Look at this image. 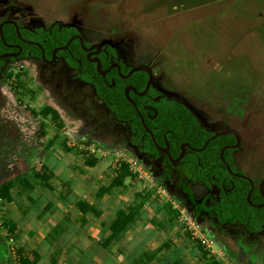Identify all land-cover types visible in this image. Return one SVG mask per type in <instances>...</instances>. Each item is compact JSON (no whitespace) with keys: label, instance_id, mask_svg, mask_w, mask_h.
<instances>
[{"label":"rangeland","instance_id":"1","mask_svg":"<svg viewBox=\"0 0 264 264\" xmlns=\"http://www.w3.org/2000/svg\"><path fill=\"white\" fill-rule=\"evenodd\" d=\"M228 2V8L222 9L226 2L221 0H0V23L12 21L29 32L60 26L87 47L112 51L125 67L150 68L152 91L159 98L179 101L209 134L227 129L238 134L230 169L258 185L264 177V0ZM177 32L180 40L173 38ZM2 73L0 185L28 175L33 191L22 196L16 187L12 202H0V264H15L16 249L25 255L33 245L41 252L47 244L49 254L42 264H129L122 259L124 254L130 260L151 252L156 253L151 264L175 260L201 264L188 228L191 223L203 234L208 231L211 237L204 235L217 243V264H264V226L252 235L241 225L221 223L210 213V197L216 192L194 179L186 164L166 163L142 153L129 127L112 117L65 58L55 55L52 64L31 56L7 61ZM3 75L10 77L6 84L13 89L20 76L33 96L10 92ZM48 108L57 113L58 121L39 116ZM90 145L107 156L100 159V153L95 154L99 161L88 177L83 165L73 166L70 160L82 158L83 148ZM114 153L125 154L140 172L126 180L125 188L96 202L95 192L112 177ZM63 164L74 173L71 182H81L86 191L80 199L96 204L104 223L89 216V223L81 227L74 212L53 208L42 216L41 210L36 212L38 201L66 206L61 193L64 196V185L71 182L64 184L68 177ZM44 165L53 173L49 188L32 179L33 173L43 172ZM87 179L90 186L83 184ZM142 190L150 192V198L132 226H137L135 232L128 228L119 243L102 250L96 244L102 236L95 228L109 225L113 213ZM163 207L170 208L176 219L157 231L150 221L157 225L166 221ZM65 215L71 222L67 229L62 225L67 220L61 219ZM5 220L16 225L14 254L9 239H3ZM79 232L85 233V239L78 237ZM72 237L77 239L71 245L73 253L68 246Z\"/></svg>","mask_w":264,"mask_h":264},{"label":"trees","instance_id":"2","mask_svg":"<svg viewBox=\"0 0 264 264\" xmlns=\"http://www.w3.org/2000/svg\"><path fill=\"white\" fill-rule=\"evenodd\" d=\"M72 36L66 29H60L58 26L47 32L37 30L29 32L19 27V33L16 35L14 27L4 25L2 27L3 41L0 39V56L4 54H16L18 52L17 48H7L6 46L19 47L20 54L15 59L0 60V74H3L2 66L7 61L13 62L16 59L29 56L39 58L41 61V52H43L45 60L50 59L52 51L65 46ZM30 43L37 44L39 47ZM84 47L86 48L87 46L84 45ZM107 51V53L98 56L100 62L99 71L104 72L112 64H116L120 69V75L115 68L108 71L104 77L98 75L96 63H90L86 59V54L81 50L77 40H73L66 51H60L56 53V56L65 58L69 66L75 67L78 80L93 89L96 97L104 103L118 123L129 127L133 141L138 146L140 145L142 153L155 159L162 158L166 163H170L171 160H176L180 156L179 147L183 143H187L192 148L200 149L214 135L209 134L200 127L195 116L187 111L179 101L159 98L152 91V87L142 97L135 95L132 91H128V97L135 106L137 113L133 106L125 99L124 91L127 87H131L138 94H141L147 82V73L145 71H138L126 80L122 79L121 76L127 75L132 68L125 67L112 51ZM1 77L10 92H14L15 90L23 96H33L34 92L28 88L25 80L20 79V76L17 77L14 83L15 89L11 85L6 84L10 78L9 76L3 75ZM14 96L16 95L14 94ZM154 112L156 113L155 117H153ZM138 114L143 120L145 128L151 132L155 145H153L151 138L144 132ZM31 115L34 118L37 116L34 112H31ZM39 116L49 119L52 123L58 121L57 113L50 108L41 110ZM41 130H43L42 127ZM234 143L235 138L232 135L213 139L208 142L206 148L200 153H185L179 162L180 164H186L190 175L207 187H211V184L215 182L218 183V186L220 183H223L226 190L232 186L229 196L225 195L224 189H221L220 198L215 199L212 196L210 197L212 199L210 211L218 216L221 223L228 224L229 218V222L243 226L249 234H256L264 225V207L255 209L252 205L258 206L264 204V186L262 193L259 192L258 186H254L249 198V205L246 202L250 189L249 183L242 178L231 177L219 157V151L224 145L231 146ZM165 147L168 148L169 157L158 151V149H165ZM47 148L49 150L51 146L48 145ZM230 152H224L223 159L228 164L231 173H234L230 169ZM81 156L84 157L86 154L83 153ZM97 163L98 161L95 156H89L85 160L84 167L92 169ZM238 175L242 174L239 173ZM27 176L23 175L24 178H18L17 182H3L0 185V202H12L11 192L16 187H19V194L22 196L26 191H33V187ZM132 177L128 166L121 164L117 169L113 170L109 184L107 186H100L97 189L94 194L95 201L99 202L103 197L111 195L114 191L125 188L126 180ZM32 179L38 182L41 181L46 188L50 187L48 185L50 176L45 169L41 174L33 173ZM149 198L150 192L142 190L135 193L129 205L116 211L107 226L108 234L102 236V240L96 243L97 246L104 251H109L112 246L119 243L124 236V230L135 223ZM74 207L81 215L79 222L81 227L88 224L90 221L89 216L94 219L102 216V212L94 203L89 204L84 200L78 199ZM51 208L52 204L44 206L39 213L40 216ZM163 211L165 212V216H167L163 224L157 225L154 220L150 221V224L156 227L157 231H162L166 225L171 224L172 220L175 221L176 219L175 213L170 208L163 207ZM2 227L5 230V234L7 233L3 239H9L10 250L14 254L15 243L12 238L16 232V225L10 220H5L2 223ZM204 234L209 238L211 237L208 231L204 230ZM197 250L200 253L201 264H217L216 260L209 257L203 248L198 246ZM16 254L18 257L17 260H14L16 264H38L40 261V257L35 251H30L24 255L20 250L16 249ZM155 256V252L140 254L138 257L132 258L129 264H151ZM170 264H182V262L175 260Z\"/></svg>","mask_w":264,"mask_h":264},{"label":"water","instance_id":"3","mask_svg":"<svg viewBox=\"0 0 264 264\" xmlns=\"http://www.w3.org/2000/svg\"><path fill=\"white\" fill-rule=\"evenodd\" d=\"M4 25H11L12 27H14L15 32H16V35H18V33H19V27H18V25H16V24H15L14 22H12V21H3L2 23H0V39H1V41H3V37H2V27H3ZM74 39H77V40H78V42H79L80 46L82 47L83 51H85V52L88 53V54H90V52H91V50H92L93 48L95 49V51H94L93 53H91V54H97V53H99V52L101 51V49H100L99 46H95V47L93 46V47H90V48L85 49V48H83V44H82V41H81L80 38H78V37H72L71 39H69V41L66 43L65 46H63V47H59V48H56V49H54V50L52 51V53H51V57H50V60H49V61H46V60H45V58H44V54H43V52H41V60H42L44 63H46V64H52V63L54 62V57H55L56 53H58V52H60V51H66L67 48H68V46H69V44H70ZM30 44L39 47L37 44H34V43H30ZM6 47H7V48H17V49H18V52H17L16 54H4V55H1V56H0V60L8 59V58H16V57L20 54V48H19V47H17V46H6ZM90 62H92V63L95 62V63H96V71H97L98 75H100V76H102V77H104V76L107 74V72H108L111 68H115V69L117 70V73L120 75V69H119L118 65H116V64H112V65L109 67L108 70H106V71H104V72H100V71H99V66H100V62H99V60H98V59H94V60H91ZM138 71H145V72L147 73V82H146V85H145L144 91H143L141 94H138V93H137L134 89H132L131 87H127V88L125 89V91H124L125 99H126V100H127L132 106H133V108L135 109L136 112H137V110H136L135 106L133 105L132 101H131L130 98L128 97V91H132L135 95H137V96H139V97L145 96V95L147 94V92L149 91V89H150V87H151V85H152V82H153V75H152L151 69L148 68V67H136V68L131 69V70L127 73V75H125V76H121L122 79L126 80V79L129 78L133 73L138 72ZM111 86H112V85H111ZM155 100H157V99H155ZM137 113H138V112H137ZM155 115H156V113L154 112V116H153V117H155ZM138 116H139V114H138ZM139 119H140V122H141V125H142L144 131H145V132L151 137V141H152L153 145H155V144H154V139H153V137H152L151 132H150L147 128H145L144 123H143V120L141 119L140 116H139ZM226 135H233V136L235 137V139H236V143H235V145H233V146H231V147H225V148H223V149L220 151V153H219V157H220L221 162L224 164V166H225V168H226L228 174L231 175L232 177H239L238 175H234V174H232V173L230 172V170H229L227 164L225 163V161H224V159H223V152H224V150H226V149H228V148H230V149H236V148L238 147V145H239V136H238V134H237L235 131L228 130V131L218 132V133L214 134V135H213V136H212V137H211L206 143H204V145H203L200 149H198V150H194V151H196V152H201L203 149L206 148V146H207V144H208L209 141H211V140H213V139H216V138H219V137H224V136H226ZM166 146H167V145H166ZM183 146L185 147L186 145H183ZM180 149H181V148H180ZM160 150H161L162 152H164V154H165L166 156H168V152H167L166 149H164V150L160 149ZM183 156H184V153L181 151L180 156H179L176 160H171V163H172V164H176V163H178V162L181 160V158H182ZM168 157H169V156H168ZM242 178L245 179L246 181H248V182L250 183L249 193H248V195H247V197H246V201H247V203H249V198H250L251 192H252V190H253V183H252L249 179H247V178H244V177H242ZM263 185H264V177H263V179L260 181V183H259V185H258V189H259V191H260L261 193H262ZM252 207H254L255 209H260V208L264 207V204H262V205H258V206H253V205H252Z\"/></svg>","mask_w":264,"mask_h":264},{"label":"crops","instance_id":"4","mask_svg":"<svg viewBox=\"0 0 264 264\" xmlns=\"http://www.w3.org/2000/svg\"><path fill=\"white\" fill-rule=\"evenodd\" d=\"M221 1H224V2H226V5H224V6H221V8L222 9H225V8H228V4H229V2H228V0H221ZM174 39H177V40H180V36H179V34H178V32L176 33V35H175V37H173ZM86 147H88V146H86ZM82 150V149H81ZM83 150H84V153L86 154V156L87 157H89L88 155H87V152L85 151V148H83ZM67 154V153H66ZM83 154V153H82ZM67 155H69V154H67ZM86 156H81L82 158H79V159H77L75 156L73 157V159L72 160H70L71 161V164L73 165V166H77V167H81L82 165L84 166V163H85V160H86ZM86 157V158H85ZM105 158V157H104ZM97 159V158H96ZM101 159V158H100ZM70 161H68V162H70ZM97 161H99L98 159H97ZM67 162V163H68ZM66 163V164H67ZM97 165V164H96ZM110 166H111V164H110ZM63 167H65V172L67 173L66 174V177H68V178H64V184H66L67 182L69 183V182H71V180H73V179H75L74 178V173H73V171L72 170H70L69 168H67L64 164H63ZM85 168V167H84ZM112 168V167H111ZM44 169L49 173V174H51V176H53V173L48 169V168H46V166L44 165ZM86 170H85V173H88V175H85V176H88V177H91V176H93L92 174H93V172L91 171V169H87V168H85ZM113 170V169H112ZM51 179V178H50ZM96 179H94V181H95ZM50 182V181H49ZM49 182H48V185H49ZM81 182H71V186H68L67 187V185H64V188L66 189L65 190V193H64V196H63V192L61 193V195H62V202H66L65 203V205L66 206H63L62 204H59V203H51L50 201H46L45 202V204H43V203H41L40 201H38L37 202V204L39 205V208L38 209H36V212H40V210H42V208L44 207V206H46L47 204H52V208H53V210H55L56 212H64L65 214H69V213H72V212H74V218L75 219H77V221H79L80 222V218H81V215H80V213L76 210V208L74 207L73 208V206H74V204H75V202L77 201L76 199H80V197H82V196H84V195H80V194H82V193H85L86 191L83 189V187L81 186ZM83 184H85V185H87V186H90V182H89V179H87V181L85 182V183H83ZM108 185V184H107ZM107 185H105V186H107ZM61 192V191H60ZM77 193H79V194H77ZM60 194V193H59ZM36 205V204H35ZM35 207V206H34ZM66 209H67V211H66ZM115 213H116V211L113 213V216L111 217V219H110V221L112 220V218L114 217V215H115ZM54 215V214H53ZM52 215V216H53ZM102 217V216H101ZM98 218L97 220H98V222L99 223H104V220H103V218ZM61 219H66L67 220V224H62L63 225V227H65L66 229H67V227H69L70 225H71V222L69 221L70 220V218L68 217V216H63ZM49 221V220H48ZM89 223V222H88ZM135 223H136V221H135ZM134 225V224H133ZM132 225V226H133ZM80 226V225H79ZM108 226V225H107ZM107 226L105 227V228H100L99 229V227L97 226L96 228H95V232L97 233V234H101V236H106L107 234H108V232H107ZM132 226H130V227H128V228H131ZM42 227H45V224L42 226ZM85 227V226H84ZM128 228H126L125 230H124V236H125V233H126V230L128 229ZM137 228V226H134V227H132V229H133V232H135V229ZM45 230V229H44ZM106 231L104 234H103V231ZM68 231H66V233H67ZM45 233L47 234V230H45ZM66 233H64V235L66 234ZM88 233V232H87ZM68 234V233H67ZM66 234V236H68L69 238L71 237V235L73 236V234H70V235H67ZM103 234V235H102ZM80 236V237H79ZM82 236H84L85 237V233H83V232H79V235H78V237L79 238H81V239H85L84 237H82ZM45 238V237H44ZM133 238L134 239H136L135 238V236H133ZM123 239V238H122ZM121 239V240H122ZM75 240H77L76 238H73L72 237V240H70V242H69V245L68 246H70L69 248H71L72 249V253L73 252H75L76 250L75 249H73L72 247H71V245L72 244H74V241ZM42 241H44V239L42 238L41 239V242ZM81 242H82V240H80ZM88 241V239L86 240V242ZM89 242V241H88ZM128 242H130L129 240H128ZM135 242V244H136V241H134ZM45 247V250H42L41 252L40 251H37V249H36V247L33 245V247H32V249H31V251H35L38 255H39V257H40V261H39V263L38 264H42V260L43 259H46V257L48 256V254H49V251H47L48 249H49V247H50V244H47V245H45L44 246ZM34 248V249H33ZM78 248V247H77ZM92 248H93V251H97L98 250V247L96 246V244H92ZM62 252H64V250L62 251ZM130 257V256H129ZM122 259H124V260H126V261H128V263L131 261V259L130 260H128L127 259V255H125L124 254V257L122 258ZM13 260H14V258H13ZM111 261V260H110ZM16 264V263H15ZM111 264H116L115 263V261H113V262H111Z\"/></svg>","mask_w":264,"mask_h":264},{"label":"built area","instance_id":"5","mask_svg":"<svg viewBox=\"0 0 264 264\" xmlns=\"http://www.w3.org/2000/svg\"><path fill=\"white\" fill-rule=\"evenodd\" d=\"M85 151L89 154V156H95L96 153H100L99 158H104L107 156L106 152H102L98 149H95L94 145H90L88 147H84ZM121 164H126L128 166V170L132 176H137L138 172H140L137 169L136 163L132 160H130L125 154L120 153H114L112 155V163L111 167L113 170L117 169ZM178 215L183 214V211H177L175 210ZM189 232L191 233L192 237L195 242L198 244L199 247L203 248L207 255L209 257L214 258L215 260H218V251L216 246V242L213 240H210L207 238L200 230L198 226H195L194 224L188 225ZM221 256V255H219Z\"/></svg>","mask_w":264,"mask_h":264},{"label":"flooded vegetation","instance_id":"6","mask_svg":"<svg viewBox=\"0 0 264 264\" xmlns=\"http://www.w3.org/2000/svg\"><path fill=\"white\" fill-rule=\"evenodd\" d=\"M60 29H61V27L60 26H58ZM63 29V28H62ZM73 37V36H72ZM74 40H77V39H74ZM78 41V40H77ZM79 43V42H78ZM80 45V44H79ZM81 47V46H80ZM83 48H85L84 47V44H83ZM87 48H90V47H86L85 49H87ZM101 49V48H100ZM81 50L83 51V49H82V47H81ZM93 50V51H92ZM91 50V52H90V54H88V53H86L85 51H83L86 55H85V57H86V59L90 62L91 60H94V59H98V56L99 55H101V54H104V53H107L106 51L105 52H102V51H100L99 53H97V54H91V53H93L94 51H95V49L93 48ZM107 55V54H106ZM50 59H48V60H46V61H49ZM90 63H92V62H90ZM94 63V62H93ZM112 69V68H111ZM110 69V70H111ZM109 70V71H110ZM196 118V117H195ZM198 121V120H197ZM198 124H199V122H198ZM199 126H200V124H199ZM201 127V126H200ZM223 131H228V129L227 130H223ZM145 132V131H144ZM220 132H222V131H220ZM146 133V132H145ZM218 133V132H217ZM147 134V133H146ZM216 134V133H215ZM148 135V134H147ZM149 136V135H148ZM226 136H228V135H226ZM233 136V135H232ZM150 137V136H149ZM234 137V136H233ZM151 138V137H150ZM235 143H236V139H235ZM235 143L233 144V145H235ZM183 145H186L185 147L183 146ZM233 145H231V146H233ZM231 146H229V145H224L223 147H222V149L223 148H225V147H231ZM239 146V145H238ZM167 147H168V145H167ZM181 148V149H180ZM165 149L167 150L168 148H166L165 147ZM179 149H180V152L182 151L183 153H184V155H185V153H200V152H196V151H194V150H198L197 148H192V147H190L187 143H183L180 147H179ZM221 149V150H222ZM162 150H164V149H162ZM220 150V151H221ZM235 150L236 149H230V148H228V149H226V150H224V152H226V151H231L230 153H233V152H235ZM158 151L160 152V153H162L163 155H165L164 154V152H162L160 149H158ZM220 151H219V153H220ZM167 152H168V150H167ZM223 152V153H224ZM228 153V152H227ZM168 159V158H167ZM180 163V162H179ZM226 163V162H225ZM223 164V163H222ZM227 164V163H226ZM224 165V164H223ZM227 166H228V164H227ZM225 167V166H224ZM226 169V168H225ZM227 171V170H226ZM231 172V171H230ZM235 173V174H234ZM234 173H232V174H234V175H238L239 174V171H235ZM231 176V175H230ZM239 177H235V178H242L243 176L242 175H238ZM232 177V176H231ZM244 178H246V177H244ZM243 179V178H242ZM245 180V179H244ZM246 181V180H245ZM248 182V181H247ZM249 183V182H248ZM249 185H250V183H249ZM259 185V184H258ZM258 185H254L253 184V188H254V186H258ZM264 186V185H263ZM210 189H213L216 193H214L213 195H211L212 197H214L215 199H218V198H220L221 196V189H224V185H223V183H220L219 184V186H218V183L217 182H215L214 184H211V187H209ZM231 190H232V186H231V188L230 189H228V190H226V189H224V193H225V195H230V192H231ZM259 190V189H258ZM253 191V190H252ZM260 192V191H259ZM252 193V192H251ZM261 193V192H260ZM247 202V201H246ZM249 204V203H248ZM250 205V204H249ZM210 213H212L211 211H210ZM212 214H214V213H212ZM215 215V214H214ZM216 216V218L218 219V216L217 215H215ZM220 221V220H219ZM230 220H229V218H228V222H229ZM231 224H235V223H232V222H230ZM236 225H238V224H236ZM264 226V225H263ZM263 226H262V228H263ZM261 228V229H262ZM245 229V228H244ZM257 234V233H256ZM252 235H255V234H252Z\"/></svg>","mask_w":264,"mask_h":264}]
</instances>
